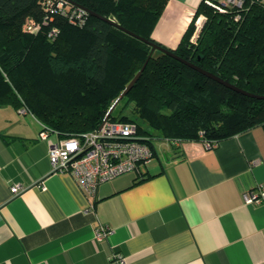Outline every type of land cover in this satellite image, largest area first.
I'll return each mask as SVG.
<instances>
[{
  "label": "trees",
  "instance_id": "obj_1",
  "mask_svg": "<svg viewBox=\"0 0 264 264\" xmlns=\"http://www.w3.org/2000/svg\"><path fill=\"white\" fill-rule=\"evenodd\" d=\"M244 1L239 9L203 0L179 45L170 49L153 38L169 0H0V106L25 109L42 132L61 140L99 129L152 50L100 16L264 96V4ZM201 16L204 25L194 42ZM29 23L38 30L28 32ZM109 120L135 122L140 135L153 140L199 141L203 133L219 144L264 127V99L156 51Z\"/></svg>",
  "mask_w": 264,
  "mask_h": 264
},
{
  "label": "crops",
  "instance_id": "obj_2",
  "mask_svg": "<svg viewBox=\"0 0 264 264\" xmlns=\"http://www.w3.org/2000/svg\"><path fill=\"white\" fill-rule=\"evenodd\" d=\"M203 0H169L153 38L175 49ZM223 3L225 0H208ZM0 106V264H264V127L206 149L157 150L140 172L85 192L52 173L50 134ZM25 188L14 196L12 187ZM41 186L45 187V190ZM108 236L97 239L101 229Z\"/></svg>",
  "mask_w": 264,
  "mask_h": 264
},
{
  "label": "built area",
  "instance_id": "obj_3",
  "mask_svg": "<svg viewBox=\"0 0 264 264\" xmlns=\"http://www.w3.org/2000/svg\"><path fill=\"white\" fill-rule=\"evenodd\" d=\"M262 2L264 0H255ZM244 0H225L223 6L242 9ZM240 19L236 16V20ZM205 18L201 16L197 21V32L193 38L195 42ZM28 32H36L38 26L29 23ZM23 112H27L23 109ZM102 126V127H101ZM99 129L88 132L80 137H71L51 143L49 159L52 173H68L78 182L79 186L87 193L96 195L98 188L109 181L129 172H140V168L148 164L154 155V147L149 144L153 138L140 135L139 126L135 122H113L108 120ZM48 132H42L41 138L48 139ZM173 147H182L185 144L200 142L206 149H215L219 144L205 140L203 133L199 141L165 140ZM45 190L44 186H41ZM25 188L20 185L12 187L14 196L21 195ZM264 197V187L246 197L247 204L259 203ZM107 229L97 232V239L108 236ZM119 264H127L119 256H112Z\"/></svg>",
  "mask_w": 264,
  "mask_h": 264
},
{
  "label": "water",
  "instance_id": "obj_4",
  "mask_svg": "<svg viewBox=\"0 0 264 264\" xmlns=\"http://www.w3.org/2000/svg\"><path fill=\"white\" fill-rule=\"evenodd\" d=\"M86 11H88V10H86ZM88 12H89V11H88ZM93 14H94V13H93ZM94 15H96V14H94ZM98 17H99V16H98ZM100 18H102L103 20H105V21H107V22H109V23H111V24H114V25L118 26L119 28H121V29L124 30L125 32H128V33H130V34L136 36L138 39L142 40L143 42L148 43V44L152 47L151 53H150L148 59L146 60V62H145V64H144L143 68L137 73V75H136V76L134 77V79L130 82V84L127 86V88H126V89L124 90V92L121 94V96H120V97L117 99V101L113 104V106H112L111 109L109 110V112H108L106 118L104 119L103 124H104L105 122H107V121L110 119V116L112 115V113L114 112V110L116 109V107L119 105V103L121 102V100H122V99H123V98H124L129 92H130V90L134 87V85H135V84L137 83V81L140 79V77L142 76V74H143V72H144V70H145L147 64L149 63L150 59L152 58L153 54H154L156 51H160V52H162V53H164V54H166V55L172 56V57H174V58H176V59L182 61L183 63H186V64L191 65L193 68L199 70L200 72L204 73V74L207 75L208 77H210V78L216 80L217 82H219V83H221V84L227 86L228 88H231V89H233V90H235V91H237V92H239V93H241V94H243V95H246V96H249V97H252V98H256V99H264V96H257V95H253V94H250V93H248V92H245V91H243V90H240V89H238L237 87H235V86H233V85H231V84H229V83L223 81L222 79H220V78H218V77H216V76H214V75H212V74H210V73H207V72L201 70V69L198 68L197 66H195V65H193V64H190V63L186 62L185 60H183V59L177 57L173 52H171V51H169V50H167V49H165V48H163V47H161V46H159V45H157V44L151 43V42L147 41L146 39H144V38H142V37H139V36H137V35H135V34L129 32V31H127L126 29L122 28V27L119 26L117 23H115L112 19L103 18V17H101V16H100ZM203 25H204V23H203ZM199 32H200V31H199ZM199 32H198V34H199ZM198 34H197V35H198ZM103 124H102V125H103ZM101 127H102V126H101Z\"/></svg>",
  "mask_w": 264,
  "mask_h": 264
},
{
  "label": "rangeland",
  "instance_id": "obj_5",
  "mask_svg": "<svg viewBox=\"0 0 264 264\" xmlns=\"http://www.w3.org/2000/svg\"><path fill=\"white\" fill-rule=\"evenodd\" d=\"M197 30H198V28H197V22H196V32H197ZM196 32H195V35H196ZM194 36H193V38H194ZM153 146H154V148H156L159 151V150L167 149L169 146V143L165 140H160V139L157 140L156 139V140H153Z\"/></svg>",
  "mask_w": 264,
  "mask_h": 264
}]
</instances>
